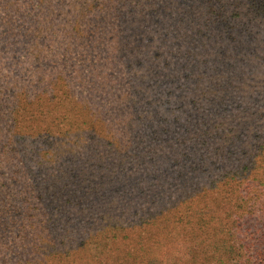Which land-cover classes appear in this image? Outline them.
Returning <instances> with one entry per match:
<instances>
[{"label": "trees", "instance_id": "trees-1", "mask_svg": "<svg viewBox=\"0 0 264 264\" xmlns=\"http://www.w3.org/2000/svg\"><path fill=\"white\" fill-rule=\"evenodd\" d=\"M178 2L0 0V264H264V0Z\"/></svg>", "mask_w": 264, "mask_h": 264}, {"label": "rangeland", "instance_id": "rangeland-1", "mask_svg": "<svg viewBox=\"0 0 264 264\" xmlns=\"http://www.w3.org/2000/svg\"><path fill=\"white\" fill-rule=\"evenodd\" d=\"M178 1H179L178 6L175 9V15L176 16H182V18H183L182 23L184 24L180 29L182 31H185V33H187L189 35V37L196 35L197 34V21L200 22V21H203L206 19V17H204L202 15V11H200L201 5H199L198 0H178ZM191 6H195L194 15H192V13L187 10ZM211 24L213 25V22ZM189 29H190V31H189ZM241 79L245 80L246 78H234L233 81L237 82L238 80H241ZM258 79H259V81L262 80V78H258ZM258 83H260V82H258ZM256 85H257V82H255V86ZM253 88L250 87L249 91L252 92ZM212 127L213 128L209 127L207 129L209 134H210V138L217 137L216 135H218V134H216V132L217 133L220 132L221 134L218 136H220L222 138V140H220V141L218 140V141L214 142V139H211L210 141H208L206 148H204L205 152L206 153L208 152L206 156H213V152L215 151V152H217V156H219V159L218 158L212 159L213 161H215V166L216 165L224 166V168L227 171H230L234 168H239L240 165L243 162H245L248 158H244L243 156L240 155V153H237V152L235 153V155H230L228 153L226 143L223 141V137H227L228 134H226L225 131L219 130L216 126H212ZM201 131H204V130H201ZM202 134H203V132H197V135L195 132H192L190 135H187L186 138L191 139L194 137V135H196L197 137H200ZM197 137H195V142H197V150H200V142H199V140H197ZM189 145H190V142L186 141L185 144L176 146L174 148V150L179 154V156H178L179 161L184 162L183 156L186 154L187 148L190 147ZM242 157L244 159L239 160V158H242ZM228 158H229V161H227ZM197 159H198V157H196L192 161V164L188 170H187V168L186 169H175L174 171H172L171 174L173 176H175V174L180 171V172H183V174L185 176H189L191 174L190 173L191 167H193V168L197 167ZM234 160H236V163H233ZM209 162L210 161H207V164H209ZM188 163L189 162H187V164ZM16 205L18 207H20V205H18L17 203H16ZM0 217H1V219H0V254H1L2 251H4V249H6V247L8 246L7 243L13 239V236L15 233L22 231V233L25 235L29 230H27V228H26L27 225L25 227L22 226L23 221L20 219L19 215L10 209H6L5 206H3V208L0 210ZM78 239H80V238H78ZM76 244L78 245V243H76Z\"/></svg>", "mask_w": 264, "mask_h": 264}]
</instances>
